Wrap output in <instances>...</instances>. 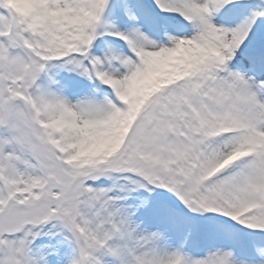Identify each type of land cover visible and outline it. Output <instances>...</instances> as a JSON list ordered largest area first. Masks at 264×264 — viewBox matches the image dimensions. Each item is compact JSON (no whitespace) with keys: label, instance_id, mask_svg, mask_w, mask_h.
Instances as JSON below:
<instances>
[{"label":"snow or ice","instance_id":"obj_1","mask_svg":"<svg viewBox=\"0 0 264 264\" xmlns=\"http://www.w3.org/2000/svg\"><path fill=\"white\" fill-rule=\"evenodd\" d=\"M0 264H264V0H0Z\"/></svg>","mask_w":264,"mask_h":264}]
</instances>
